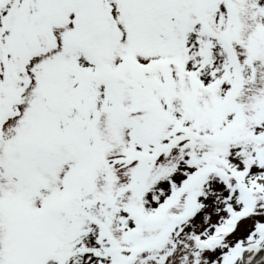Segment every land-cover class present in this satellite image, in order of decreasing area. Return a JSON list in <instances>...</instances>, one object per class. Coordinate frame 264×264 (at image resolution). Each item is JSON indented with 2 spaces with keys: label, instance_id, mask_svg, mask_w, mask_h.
I'll use <instances>...</instances> for the list:
<instances>
[{
  "label": "snow or ice",
  "instance_id": "snow-or-ice-1",
  "mask_svg": "<svg viewBox=\"0 0 264 264\" xmlns=\"http://www.w3.org/2000/svg\"><path fill=\"white\" fill-rule=\"evenodd\" d=\"M0 264H264V0H0Z\"/></svg>",
  "mask_w": 264,
  "mask_h": 264
}]
</instances>
